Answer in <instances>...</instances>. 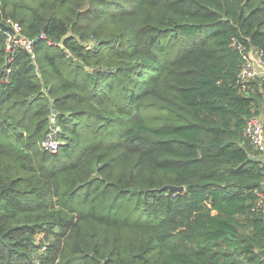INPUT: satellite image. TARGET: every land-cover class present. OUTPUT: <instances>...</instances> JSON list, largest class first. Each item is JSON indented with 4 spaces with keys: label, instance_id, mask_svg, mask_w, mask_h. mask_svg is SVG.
Segmentation results:
<instances>
[{
    "label": "trees",
    "instance_id": "16d2710c",
    "mask_svg": "<svg viewBox=\"0 0 264 264\" xmlns=\"http://www.w3.org/2000/svg\"><path fill=\"white\" fill-rule=\"evenodd\" d=\"M6 19L33 43L8 61L0 31V264H264L243 133L264 96L231 45L264 59V0H0Z\"/></svg>",
    "mask_w": 264,
    "mask_h": 264
},
{
    "label": "built area",
    "instance_id": "2783aa9c",
    "mask_svg": "<svg viewBox=\"0 0 264 264\" xmlns=\"http://www.w3.org/2000/svg\"><path fill=\"white\" fill-rule=\"evenodd\" d=\"M4 24L11 27V29H6L0 26V31L5 35L7 60L10 61L12 59L13 53L17 48H23L28 52H32L33 41L22 34L19 23L6 19ZM40 37H44V34L41 33ZM231 45L238 50L241 56L239 70L236 75L238 92L244 96H250L260 91L264 96V59L262 57V50L253 45L238 41L236 38L232 39ZM250 49H252V55H250ZM259 65H261V69L257 68ZM256 80H258V83L255 84ZM57 129L55 127V130ZM243 133L255 150L258 152L264 150L263 122L257 114L248 119ZM42 145L49 150L55 151L57 149V141L53 138L52 134L43 140ZM255 193L257 194V200L252 209L261 212L264 218V189H255Z\"/></svg>",
    "mask_w": 264,
    "mask_h": 264
},
{
    "label": "water",
    "instance_id": "95a60500",
    "mask_svg": "<svg viewBox=\"0 0 264 264\" xmlns=\"http://www.w3.org/2000/svg\"><path fill=\"white\" fill-rule=\"evenodd\" d=\"M0 26L4 27L6 29H11L10 26L5 25L3 22L0 21ZM250 55H252V49H250ZM257 68L261 69V65L257 66ZM160 189H169V190H175L178 192L184 191L185 186L184 185H175V184H165ZM257 252L264 258V248H259Z\"/></svg>",
    "mask_w": 264,
    "mask_h": 264
},
{
    "label": "crops",
    "instance_id": "0c3cea01",
    "mask_svg": "<svg viewBox=\"0 0 264 264\" xmlns=\"http://www.w3.org/2000/svg\"><path fill=\"white\" fill-rule=\"evenodd\" d=\"M258 113L257 115L261 118L263 122V131H264V101L257 107ZM258 157L261 158V160L264 162V150L263 151H257Z\"/></svg>",
    "mask_w": 264,
    "mask_h": 264
}]
</instances>
